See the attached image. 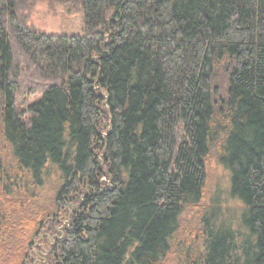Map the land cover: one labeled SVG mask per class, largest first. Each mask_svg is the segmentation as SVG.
I'll return each mask as SVG.
<instances>
[{"label":"trees","instance_id":"16d2710c","mask_svg":"<svg viewBox=\"0 0 264 264\" xmlns=\"http://www.w3.org/2000/svg\"><path fill=\"white\" fill-rule=\"evenodd\" d=\"M37 1L0 0V264H264V0Z\"/></svg>","mask_w":264,"mask_h":264},{"label":"rangeland","instance_id":"374dc122","mask_svg":"<svg viewBox=\"0 0 264 264\" xmlns=\"http://www.w3.org/2000/svg\"><path fill=\"white\" fill-rule=\"evenodd\" d=\"M73 4V2L64 0H38L31 9L26 10L25 7L23 10L27 15L28 24L38 30L58 34L80 33L83 29V14ZM29 5L30 3L26 6L29 7ZM207 169L210 178L208 194L212 195L214 191L217 192L224 213L228 216L237 215L233 208L239 204L231 200L226 193L228 171L217 162L215 151L210 153ZM173 264H178V261H174Z\"/></svg>","mask_w":264,"mask_h":264}]
</instances>
